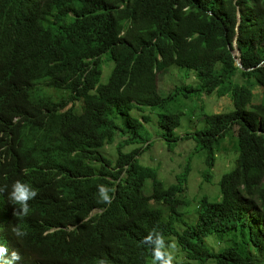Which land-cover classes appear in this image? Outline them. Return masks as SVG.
I'll return each instance as SVG.
<instances>
[{
    "label": "trees",
    "instance_id": "obj_1",
    "mask_svg": "<svg viewBox=\"0 0 264 264\" xmlns=\"http://www.w3.org/2000/svg\"><path fill=\"white\" fill-rule=\"evenodd\" d=\"M173 69L181 79L164 95L158 77L174 81ZM214 95L233 105L204 113L188 134L194 156L209 174L231 139L235 159L213 174L217 197L187 201L194 156L173 184L139 162L152 145L146 110L174 148V104ZM117 132L126 139L112 163L99 150ZM0 136L15 142L17 179L38 191L21 229L52 264H150L142 242L154 229L176 238L181 264H264V0H0ZM100 185L114 189L110 204ZM95 209L104 213L79 226ZM68 227L77 230L44 236Z\"/></svg>",
    "mask_w": 264,
    "mask_h": 264
},
{
    "label": "clouds",
    "instance_id": "obj_2",
    "mask_svg": "<svg viewBox=\"0 0 264 264\" xmlns=\"http://www.w3.org/2000/svg\"><path fill=\"white\" fill-rule=\"evenodd\" d=\"M233 48H234L233 56H234L235 61H236V66L239 69L245 71L242 60H241V52L238 48L237 42L234 43ZM103 62H104V64H102L103 66H102V73H101V77H100L99 86H101V84L105 85L102 82V80H103V76H104V70H105V68H107V64H109V62L106 60ZM173 70H174V73H175L174 75L176 78L179 75V71H177L175 69H173ZM169 73L170 72H168L167 74H169ZM110 75H111V73H110ZM3 78L8 79V75L3 76ZM180 79H181V77H180ZM176 85L177 84L175 82L174 86H176ZM214 96H216V95H214ZM205 97L210 98L209 96H204V98ZM211 97H213V96H211ZM183 101H185V100H181V102H183ZM189 102L194 104V106H193L194 108H196L201 103V102L200 103L199 102L194 103L193 101H189ZM194 111L196 112V110H194ZM146 112H147L148 116L150 117V121L148 123H144L146 129H147V125L149 123H151L153 117H155L156 118L155 130H156L157 136L160 139H162V141H165V139L163 137H161V131L158 127V116L155 114V112H152V116H151L149 108L146 110ZM207 113H210V112H207ZM220 113H223V112H220ZM183 116H184V113H183ZM119 126H122V125H119ZM148 130L149 129H147V131ZM177 130H178V128L176 129V133H177ZM197 130H195V131H197ZM195 131H193V132H195ZM188 134L189 133L184 134V136H180L178 134V136L180 137L179 143L193 140V139H189ZM119 138H120V140L117 143V140ZM125 139H126V137H121L120 133L117 132L114 142L112 144L111 143L106 144L102 149L99 150V154L103 158H105L107 161L114 163L116 161V159L118 158V145L120 143H122ZM149 142L151 144H153V141H150V139H149ZM116 143H117V145H116V157L114 159H111V158H108L107 156H105L104 155L105 149L107 147H111V146L115 145ZM179 143H178V145H179ZM177 146L174 148H170L167 144V148L174 150V151L176 150ZM196 146H197V144H196ZM151 147H152V145H151ZM134 148L135 147L128 146V147H125L122 151L124 153H129ZM234 148H235V145H234ZM195 151H196V147H195ZM195 151H194V153H195ZM220 154H219V156H220ZM193 156H194V154H193ZM198 158H199L198 156H194L193 161H196ZM139 160H140V156H139ZM154 167H156V166H154ZM214 169L212 171H214ZM17 172H18L17 149L12 143H10L8 140H6L2 136H0V198H2V201L5 205L4 223L6 226V231L14 243L13 245H16V248H14V250L11 252L9 242L7 241V239L4 235L5 233H4L3 226L0 224V264H19L20 260H21L22 264H52L50 261H48L43 255H41L37 251L38 239L26 237L28 235V233L25 230L21 229V226H23V224L31 221V219L33 218L34 213L31 212L30 203L33 199L36 198V196L38 195V191L36 189H34L33 187H31L29 184L24 183L21 180H18L17 179ZM160 174H161V172H160ZM161 177L163 178L162 175H161ZM174 183H177V181ZM189 183H190V181H189ZM171 184H173V183H171ZM217 186H218V182H217ZM218 190H219V186H218ZM218 190H217L216 197L219 195ZM98 191H99L100 202L106 203V204H110L112 202L113 196L110 195V193L114 192V189H111L105 185H100L98 188ZM1 210H3V209L0 207V212H1ZM103 213H104V210H100V209H95V210L91 211L90 214L79 224V226L83 225V224H87L93 220L95 221L97 216H99ZM76 230H77V227L55 228V229H51V230L47 231L44 234V236H48V235H51V234H54L57 232L71 233V232H75ZM172 238L176 239L175 237H172ZM168 241H169L168 239L165 240L164 236L160 232L156 231L155 229L151 233H149V235H147L144 238L142 243L151 249V262H150V264H181L180 260L176 256L177 244L175 242H168ZM17 249L20 251V253L18 251H16Z\"/></svg>",
    "mask_w": 264,
    "mask_h": 264
},
{
    "label": "rangeland",
    "instance_id": "obj_3",
    "mask_svg": "<svg viewBox=\"0 0 264 264\" xmlns=\"http://www.w3.org/2000/svg\"><path fill=\"white\" fill-rule=\"evenodd\" d=\"M112 66L113 64L109 62V64H107V68L104 70V76L102 80L104 84L108 82ZM178 79H180V75H178L174 81L169 78V74L159 75L158 87L160 92L164 95L172 92L174 90V83L177 82ZM193 102L197 103V101ZM178 103L179 104H174L173 109L182 111L184 113L182 125L177 130V133L180 136H184V134L202 128L205 112H226L229 111L233 105V102L229 97L220 99L217 96L210 98L205 97L204 102L202 101L196 108H194V104L190 103L189 101H180ZM194 110H196V112ZM155 126L156 118L153 117L151 123L147 125V129L149 130L146 133L150 141H153V144L152 147L140 155L139 162L146 166L158 167L164 180L168 184H171L176 182L177 176L185 170L190 157L194 154L196 143L193 140L181 142L175 151L171 150L167 148V143L162 141V139L157 136ZM234 132L235 138H237V130H234ZM119 140L120 138L117 140V143ZM117 143L111 147H107L104 151V155L108 158L114 159L116 157ZM223 147L224 148L221 150L217 166L215 167L214 171L209 172V174H207L208 171L206 170V165L202 159L193 161V171L191 173L188 187L187 201L191 200L193 195H199V197H201L204 194H207L211 197H216L218 181L215 180L213 174L222 173V171L235 159V148L233 141L228 139L224 143ZM180 209L185 211L186 208L182 206ZM189 209L191 210V207H189ZM230 240H232V237H226V241ZM168 242H175L177 244L176 239L173 238H171ZM176 256L180 261H187L188 259L186 253L181 250L178 245Z\"/></svg>",
    "mask_w": 264,
    "mask_h": 264
},
{
    "label": "bare ground",
    "instance_id": "obj_4",
    "mask_svg": "<svg viewBox=\"0 0 264 264\" xmlns=\"http://www.w3.org/2000/svg\"><path fill=\"white\" fill-rule=\"evenodd\" d=\"M19 134H20V133H19ZM21 134H22V133H21ZM21 134H20V135H21ZM8 135H9V134H8ZM6 136H7V135H6ZM4 137H5V136H4ZM4 137H3V138H4ZM10 138H11V137H10ZM11 139H12V138H11ZM7 140H8V139H7ZM16 141H17V139H16ZM20 141H21V140H20ZM12 143L15 144V142H12ZM21 143H22V142H20V145H21V147H22V144H21ZM14 146H15V145H14ZM17 146H19V144H18ZM19 148H20V146H19ZM16 149H17V148H16ZM19 150H20V149H19ZM19 152H21V151H19ZM17 153H18V152H17ZM18 154H19V153H18ZM20 154H21V153H20ZM19 156H20V155H19ZM18 158H19V157H18ZM18 158H17V159H18ZM0 204H1V198H0ZM2 216H3V217H2V220L0 221V224H3L4 213H2Z\"/></svg>",
    "mask_w": 264,
    "mask_h": 264
}]
</instances>
